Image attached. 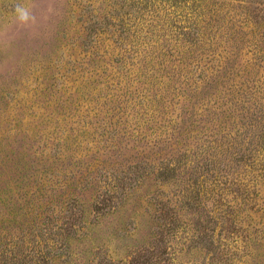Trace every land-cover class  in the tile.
Here are the masks:
<instances>
[{
	"label": "rangeland",
	"instance_id": "1",
	"mask_svg": "<svg viewBox=\"0 0 264 264\" xmlns=\"http://www.w3.org/2000/svg\"><path fill=\"white\" fill-rule=\"evenodd\" d=\"M0 264H264V0H0Z\"/></svg>",
	"mask_w": 264,
	"mask_h": 264
},
{
	"label": "clouds",
	"instance_id": "2",
	"mask_svg": "<svg viewBox=\"0 0 264 264\" xmlns=\"http://www.w3.org/2000/svg\"><path fill=\"white\" fill-rule=\"evenodd\" d=\"M15 13L17 19L20 23L26 24L35 21V16L32 14L31 10L22 5H17L15 8Z\"/></svg>",
	"mask_w": 264,
	"mask_h": 264
}]
</instances>
